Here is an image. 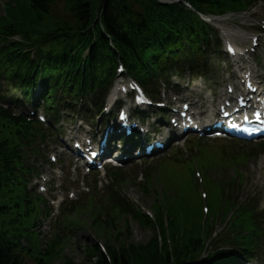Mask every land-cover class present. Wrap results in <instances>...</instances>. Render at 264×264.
I'll list each match as a JSON object with an SVG mask.
<instances>
[{"label": "trees", "instance_id": "16d2710c", "mask_svg": "<svg viewBox=\"0 0 264 264\" xmlns=\"http://www.w3.org/2000/svg\"><path fill=\"white\" fill-rule=\"evenodd\" d=\"M203 7L213 5L216 0H189ZM241 0H239L240 2ZM103 0H22L21 12L23 15L19 17L14 11L15 20L14 29L30 40L35 41L40 46L42 44L56 45L59 43L64 48H70L86 40L93 35L90 26L97 22L95 33L100 35L103 41L101 29L98 24L100 11L102 20L108 31L118 40L117 43L125 49L132 48L135 40L142 42L144 32L148 31L157 9L164 10L167 19L175 23L174 12L177 6H164L159 4L158 0H107L105 6H102ZM63 5L66 17H53V12L58 5ZM10 32V31H9ZM13 32V31H12ZM150 42L154 41L155 35L149 33ZM93 52V58L97 55L111 51L112 49L107 43L98 44ZM103 48V52H102ZM101 59L104 64L106 60ZM127 54H124V58ZM107 63V62H106ZM99 253H93L90 258L91 264H110L108 258L101 250ZM136 264H152L157 246L153 245L151 249L135 250ZM163 261L161 256H158ZM116 264H130L129 260L124 256L122 261H116ZM0 264H17L15 261L8 260L3 256L0 250ZM65 264H72L66 262Z\"/></svg>", "mask_w": 264, "mask_h": 264}, {"label": "rangeland", "instance_id": "374dc122", "mask_svg": "<svg viewBox=\"0 0 264 264\" xmlns=\"http://www.w3.org/2000/svg\"><path fill=\"white\" fill-rule=\"evenodd\" d=\"M2 13V7H0V14ZM214 148V146H213ZM227 174L229 176H231L233 174V169L229 170L227 172ZM132 190H134L133 188H129V191L131 192ZM134 193H136V196H138L139 198H141V194L137 191H132ZM211 194L213 193L212 191H210ZM145 203L147 206H151L152 202H149L147 200H145ZM84 229H87L84 227ZM83 229V230H84ZM133 231H134V236H133V241L136 243L139 242H147L149 241V239L153 236V232L150 230H145L140 228L137 224H133ZM96 236L99 237L98 232L95 230L94 231ZM90 239V235H85V234H81L76 237V239H73L71 245L66 249L65 248V254H67V256H69L71 259L75 260V262L77 263H82V264H87L86 261V257L83 254V249L82 247L84 246V244ZM55 264H62V261H57L55 262Z\"/></svg>", "mask_w": 264, "mask_h": 264}, {"label": "bare ground", "instance_id": "6f19581e", "mask_svg": "<svg viewBox=\"0 0 264 264\" xmlns=\"http://www.w3.org/2000/svg\"><path fill=\"white\" fill-rule=\"evenodd\" d=\"M110 100L111 101H109V102H112V98H110ZM152 181H154V180H149V182L147 180L141 181L140 183L136 184V187L144 188L147 183H152Z\"/></svg>", "mask_w": 264, "mask_h": 264}]
</instances>
